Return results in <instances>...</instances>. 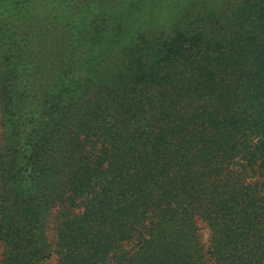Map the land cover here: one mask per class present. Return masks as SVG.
Instances as JSON below:
<instances>
[{"label": "trees", "instance_id": "1", "mask_svg": "<svg viewBox=\"0 0 264 264\" xmlns=\"http://www.w3.org/2000/svg\"><path fill=\"white\" fill-rule=\"evenodd\" d=\"M0 125L7 264H264V0H0Z\"/></svg>", "mask_w": 264, "mask_h": 264}, {"label": "rangeland", "instance_id": "2", "mask_svg": "<svg viewBox=\"0 0 264 264\" xmlns=\"http://www.w3.org/2000/svg\"><path fill=\"white\" fill-rule=\"evenodd\" d=\"M0 130H1V125H0ZM197 225L199 227V234H200V239L202 241V243L204 244V247L207 251L208 249V245H209V235H210V230H209V227L207 226L206 222L202 221L201 219H199L197 221ZM55 223L54 221L52 220L49 224V227H48V237L50 239V241H55L56 239V236H55ZM1 240H0V264H7L5 262V256H4V249L2 247V244H1ZM56 261H57V257H56V254H52L50 256L47 257V259L45 260L46 264H56Z\"/></svg>", "mask_w": 264, "mask_h": 264}]
</instances>
